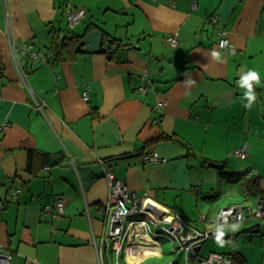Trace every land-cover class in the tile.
Here are the masks:
<instances>
[{
	"label": "crops",
	"instance_id": "1",
	"mask_svg": "<svg viewBox=\"0 0 264 264\" xmlns=\"http://www.w3.org/2000/svg\"><path fill=\"white\" fill-rule=\"evenodd\" d=\"M67 4L85 10L73 27ZM92 30L100 51L85 53L77 43ZM220 31L229 48L219 46ZM0 121V245L9 264H128L145 251L118 256L107 240L98 261L108 171L198 230L212 228L204 208L223 196L242 195L237 204L245 210L252 200L257 210L249 182L257 178L264 195V0H0ZM241 148L245 158L234 155ZM151 151L166 162H144ZM58 198L63 215L43 213ZM261 225L245 215L219 240L196 244L189 262L216 253L264 264ZM153 239L154 255L139 264L160 256L163 240L175 246Z\"/></svg>",
	"mask_w": 264,
	"mask_h": 264
},
{
	"label": "built area",
	"instance_id": "2",
	"mask_svg": "<svg viewBox=\"0 0 264 264\" xmlns=\"http://www.w3.org/2000/svg\"><path fill=\"white\" fill-rule=\"evenodd\" d=\"M65 16L69 27H73L78 24L85 15V10L82 8L75 9L71 5L67 4L64 8ZM215 20V19H214ZM219 46L221 48H229L230 41L226 36L225 31H220ZM168 44L172 47L176 46L178 41L176 35H170L166 38ZM14 46V45H13ZM15 47V46H14ZM20 48L29 54L33 58H39V56L33 52L31 46L20 45ZM115 49L114 45H110L105 49L107 54H110ZM233 50V49H231ZM47 54V57H50ZM14 62L18 70L19 76L22 81L25 82V72L20 67L18 59L14 57ZM31 93L33 104L37 110L42 111L45 107V102L39 101L36 96ZM144 88H140V92H144ZM84 97L87 98V92L84 93ZM165 105V101L158 102L154 107L162 108ZM6 126L4 122L0 121V132ZM234 155L240 158H245L246 151L244 148L238 149L234 152ZM144 162L165 163L166 159L157 155L156 152L151 151L143 155ZM106 179L109 187V200L105 206V225L107 232L100 241L93 240L96 255L98 261L101 262L103 257L102 245L111 240L114 251L119 256L123 248H125L127 254H137L140 245L145 251L141 253L145 256L154 255L153 247L157 245V242L153 237L163 236L171 241H178L177 249L174 250L176 254L178 252L185 253V259L187 264H233V262L226 256L221 254H210L205 259L193 260L189 262L188 254L193 252L196 244L211 238L216 237L218 233H223L225 228H230L233 224L239 223L245 219V210L239 204H233L223 208L212 219V228L205 230H198L190 227L186 222L181 220L175 214H170L169 219L158 220L154 215L145 207L144 202L146 197H142L134 192H129L126 184L123 180L116 179L111 172L106 173ZM18 192H15L17 194ZM3 208V204L0 203V211ZM166 210V209H165ZM43 213H51L53 216L60 217L64 212V200L61 198L56 199L54 207L45 206L42 208ZM250 214V213H249ZM254 216L262 218V207L258 205ZM204 215L200 216L203 220ZM126 254V255H127ZM117 256V257H118ZM11 252L0 245V264H9L11 260ZM116 264H119L116 262ZM170 264H174L171 262Z\"/></svg>",
	"mask_w": 264,
	"mask_h": 264
},
{
	"label": "rangeland",
	"instance_id": "3",
	"mask_svg": "<svg viewBox=\"0 0 264 264\" xmlns=\"http://www.w3.org/2000/svg\"><path fill=\"white\" fill-rule=\"evenodd\" d=\"M243 200H244V196H242V195L234 196V197L232 195L223 196L218 200L207 203L205 208H204V214L209 215V219L212 221V219L216 216V214H218L223 208L230 206V205H233V204H237L239 202H243ZM246 205H247L245 208L246 218L254 219L260 225L262 224L261 226H263L264 220L254 216L256 209L253 206V201L249 200L248 204H246ZM250 209H251V212H250L251 215L249 214ZM189 220H193L190 222V223H192L198 219L197 218H193V219L190 218ZM233 242L236 245L235 240H233ZM174 243H175V246H173L172 242H170L168 240H166V241L163 240L161 243L162 244L161 245V255L160 256L147 257L144 260V263H142V264H170L176 258V253L174 252V249L175 250L177 249L178 241L176 240V241H174ZM184 258H185V255L183 253L181 255H179V259H178L179 264H185ZM121 264H125L123 260H121Z\"/></svg>",
	"mask_w": 264,
	"mask_h": 264
},
{
	"label": "water",
	"instance_id": "4",
	"mask_svg": "<svg viewBox=\"0 0 264 264\" xmlns=\"http://www.w3.org/2000/svg\"><path fill=\"white\" fill-rule=\"evenodd\" d=\"M101 46V32L92 30L85 34L77 43V48H80L85 53H98ZM193 257V254H189Z\"/></svg>",
	"mask_w": 264,
	"mask_h": 264
},
{
	"label": "bare ground",
	"instance_id": "5",
	"mask_svg": "<svg viewBox=\"0 0 264 264\" xmlns=\"http://www.w3.org/2000/svg\"><path fill=\"white\" fill-rule=\"evenodd\" d=\"M145 207H148V210L156 217L158 220L162 219H169L170 213L162 208L159 204H156L154 202H145ZM155 250V248H153ZM158 250V249H157ZM146 254H137V256L134 257H127L128 264H139L140 259L143 258Z\"/></svg>",
	"mask_w": 264,
	"mask_h": 264
},
{
	"label": "trees",
	"instance_id": "6",
	"mask_svg": "<svg viewBox=\"0 0 264 264\" xmlns=\"http://www.w3.org/2000/svg\"><path fill=\"white\" fill-rule=\"evenodd\" d=\"M73 43H75L74 41H73ZM110 43L111 44H115L116 42L115 41H112V42H109V45L108 46H110ZM117 46H119V44H117ZM112 53V52H111ZM110 53V54H111ZM213 165V164H212ZM250 188L254 191V193L257 195V197H258V200L260 201V203H261V207H262V211H263V213H264V195L262 194V192H260L259 191V189H258V179L257 178H254V179H252V180H250Z\"/></svg>",
	"mask_w": 264,
	"mask_h": 264
},
{
	"label": "clouds",
	"instance_id": "7",
	"mask_svg": "<svg viewBox=\"0 0 264 264\" xmlns=\"http://www.w3.org/2000/svg\"><path fill=\"white\" fill-rule=\"evenodd\" d=\"M213 55H218V54L213 53ZM257 80H258V75L254 71H250L248 73V75L244 78V84L248 85V87H249V99L250 100L254 99V97L251 94V85H250L249 82L250 81H257ZM222 235H223V233H218L217 237H216V240H219Z\"/></svg>",
	"mask_w": 264,
	"mask_h": 264
}]
</instances>
